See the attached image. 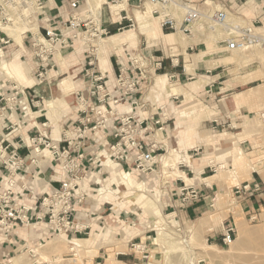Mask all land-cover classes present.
I'll list each match as a JSON object with an SVG mask.
<instances>
[{
    "label": "rangeland",
    "instance_id": "1",
    "mask_svg": "<svg viewBox=\"0 0 264 264\" xmlns=\"http://www.w3.org/2000/svg\"><path fill=\"white\" fill-rule=\"evenodd\" d=\"M48 1L43 0L44 8L41 9L31 0H8L5 2L0 0V36L4 38L3 42L0 41V109L8 107V113L6 112L5 114L6 117L16 110L17 106L14 103L20 101L22 91L39 87L40 79L35 72L37 69L36 59L30 43L31 34H36L38 30L42 31L50 19L49 13L54 14V11L51 12L52 0H50L51 3H48ZM101 1L103 2L102 7L96 9L94 6L93 8L87 6V0H82L80 13L84 18L95 20L96 25L106 26L110 32L109 35L97 39L83 29L78 37L74 39L73 47L69 50H63L61 52L62 55L55 57L56 66L54 69H48L53 78L49 77L48 80L53 92L59 89L61 93L57 97L55 94H49L48 97L45 96L47 101H56L55 103L49 101L46 107L52 110L54 105H60L65 102L63 110L69 107L68 105L70 104L71 106L77 105L76 94L78 89L76 84L81 82L82 74H73L72 71L68 73L64 68L68 64L70 57L74 56L75 53H80L78 57L80 60V57L84 58L83 53L93 46V50H95L94 56H90L95 58L96 62L100 60L102 66L108 61V56L113 59L115 66H117V59H120L127 67L129 59L131 58L132 63V59L137 57L139 60L138 65L141 68L140 71L142 70L141 73H145L143 74L145 76L142 82L143 88L136 95L138 99L142 97L139 100L138 107H144L142 110L151 112L146 114V116L156 113L159 107H165L168 117H171V111L174 110L178 121L176 124L169 121L163 126V130H159V126H157L152 133L148 131L143 136L145 140L154 139L158 147H161L155 154L157 163L154 165L153 171L148 174L137 172L140 176L131 170L129 173L123 171L125 177H133V184L131 185L122 183L119 178L113 175V179L121 187H124L123 190L125 191H120L118 204L124 203L126 206L118 205L117 207L114 199L118 196L115 191L119 190V185L115 181L111 184V180L108 179L110 174L103 170L102 179H108V181L95 185L94 187L98 190L94 193L97 194L102 188L106 189L104 194H108L107 197L113 201L112 203H106L105 207L97 211L94 217L101 216L102 213L106 217L113 214L118 219L114 223L104 219L101 221V226L103 227L98 228V225L94 227L98 228L97 231L90 233L88 230L86 234H79L76 237H61L51 233L49 228L45 226H38V228L29 227L31 231L34 230L38 231L37 233L42 232L44 234V241L38 242L34 247L32 246V255L36 258V263L264 264V206L258 212L260 215L246 216L234 200V194L230 189L226 193L218 194L217 199L211 202L214 207L211 208L207 215L202 216L200 219L196 218V220L185 222L179 219L180 215L178 216L175 213V209L169 205L173 201V193H175L177 188L176 182L179 183V177L183 176L180 171L185 169L181 165L182 155L180 154L185 150L179 147V143L190 139L191 121L193 119L195 121L198 114H205V128L208 129L206 141L208 145L218 150L217 155H220L222 151L227 152L230 144H226L225 140L231 142V139L234 138L231 133L237 131L236 127L234 129H220L219 132L218 129L212 130V125L214 126L215 123H212L211 120L217 119L223 114V110L220 112L217 106V101L220 97L217 99H214V97L212 99L206 98L205 90L199 94L200 97H197L194 94L196 92L195 84H189L192 82L191 80L182 82L181 85H174L169 80L170 83L166 90L159 91L155 89L151 82L157 75L167 73L164 68L157 69L154 72L157 63L156 57L165 56V52H168V49L161 46L162 39L160 38H163V32L161 31L160 20L152 15L154 6L145 0H127L125 7L127 12L122 11L120 18V16L115 17L111 14L110 6L123 0ZM263 1L242 0L241 3L245 4L247 2L248 6L240 14H238L237 9L230 11L224 9L228 17L227 21L231 26H238L239 28H248L254 25V32L264 38ZM64 4L68 7L66 0H63L60 10L55 11L58 14L61 13L62 16L66 11V9L62 8ZM223 7L225 6H215L213 2L208 1L205 9L198 8L202 12H209L212 15L214 10L219 11ZM116 18L120 19L116 20ZM114 25H117L115 30L112 29ZM198 28L199 24H196L193 30L194 35H196L195 31ZM153 30L157 32V38L153 40L156 44L151 42V37L149 38L148 35L149 31ZM133 33L134 37L132 38L131 34ZM121 34L123 35L118 38V40H123L121 43H116L118 40L109 39L111 36ZM209 34L211 39L217 41L227 38L226 32L219 27L211 30ZM177 35L184 40L186 39V35L180 32ZM173 37L174 39H172ZM175 37L174 33L172 35L166 34L164 40L167 45L173 46L178 42ZM20 39L23 41L22 45H20ZM171 41L173 42L172 44ZM158 42L161 45H157ZM222 46V44H217L214 46L210 45L208 49L201 47L189 49L187 53L190 56H186V60H188L186 67L191 70L195 63L196 57L191 55L203 51L213 55L220 51ZM87 55L88 53H85V56ZM203 55L204 53H201L198 56L201 57ZM78 58L76 63H78ZM224 58H226L225 64L229 67V73L226 76L228 81L224 90H230L231 98H234V101L236 100V105L229 107V111L241 121L237 125L240 126L238 131L242 130L248 136L259 140V142L255 143L256 148H259L250 149L248 152L252 153L249 155L236 150V148L232 150V154L236 156L234 161L235 175L238 177L237 180L243 182L249 180V174L252 169L257 168L264 180V120L261 118V113L264 112V43L226 52ZM149 60H151V63H149ZM200 75V79H202V76L204 77L206 74ZM65 78H68L67 84L60 85V82ZM110 86L114 88L115 77L111 79ZM213 89L214 92L219 91L218 89ZM16 93L20 94L17 97V101H13V96ZM67 101L68 104H66ZM78 105L79 107L81 106L79 102ZM9 107L12 110H9ZM224 109H227L226 105H224ZM111 121L109 120V123ZM150 133L151 137L147 139ZM15 136L14 130L9 128L0 136V143L5 138L12 140ZM222 140L223 143L221 142ZM176 143H178V150L175 149ZM7 144V142L3 143V145ZM107 155L108 158L104 156L105 162L108 160L109 165H111L109 159L112 162L114 159L111 158L110 152ZM47 157L46 160L49 159V155ZM195 158L198 157L195 156ZM216 160L219 162L221 159L217 158ZM227 168L226 160L220 166L218 164L216 167L218 175L215 178L223 179L226 171H228ZM134 169L137 170L136 167ZM87 176V180L92 179L91 176ZM85 179L80 182V187L84 185ZM232 185H235V181L232 182ZM98 198V200H101V197ZM90 203L92 204V202ZM233 213L235 221L231 218L228 219V216ZM230 222L235 228V238L230 246L224 247L221 245L220 238L224 225ZM148 236H150V239H147ZM91 237L93 239H90ZM86 238H89V241L85 246L75 252L70 250V241ZM141 239L147 245L149 260L142 259L140 254L132 250V244L140 243Z\"/></svg>",
    "mask_w": 264,
    "mask_h": 264
},
{
    "label": "crops",
    "instance_id": "2",
    "mask_svg": "<svg viewBox=\"0 0 264 264\" xmlns=\"http://www.w3.org/2000/svg\"><path fill=\"white\" fill-rule=\"evenodd\" d=\"M208 1L213 2L215 6H225L222 11H225L224 9L227 11L237 9L238 14H240L243 9L248 6L247 2L242 4V0H192L194 5L200 7L201 9L206 8ZM48 3H51L50 0ZM61 4H63V0H52L51 12L54 11V14L49 13L50 24L60 23L62 19L65 20L67 18L68 7L65 4L62 6L63 9H66L63 16L60 12V14L55 12L60 10ZM123 11L127 12L126 10ZM217 11L218 10H214L213 14ZM233 12L235 13V11ZM177 17L181 20L182 14L178 13ZM58 19L61 20L58 21ZM119 19L116 18V20ZM198 24L199 28L195 31L196 35H194V33H192V35L186 34L185 40L177 35L178 32H172L171 30L161 26V31L163 32V38H160L162 39V45L160 42H158L157 45H161L163 48L168 49V52H165V56L163 57L157 56L156 62H161L162 68L167 71L166 75L168 77H173L170 80L174 85H181L182 82L191 80L192 82L189 84H195L196 92L194 94L197 97H200L199 94L203 90L206 92V98L212 99L214 97V99H217L220 97L217 101V106L220 112L223 110V114L217 119L211 120V122L215 123L216 121H220L219 123L230 124V129H234L236 127L237 131L231 133L232 136L234 135L231 142L225 140L226 144H230L228 145L229 148L227 152L222 151L220 155H217L218 150H215L211 145H208L206 141L208 129L205 128V114H198L196 120L194 121L193 119L191 121L190 139L179 143V147H182V149L185 150L180 153L182 155L181 165L185 169L180 171L183 176L179 177V183L176 182L177 188L175 193H173V201L170 202L169 205L175 209V213H177L178 216L180 215L179 219L185 222H188L189 220H196V218L200 219L202 216L207 215V213L211 211V202L217 199L219 193H226L231 189L234 194V200L241 208L243 214L246 216H253V214H256V216H258L260 215L258 212L264 206V180L261 174L258 172L257 168H254L249 174V180L240 182L237 180L238 177L235 175L236 172L234 171V161L236 156L232 154V150L236 148V150L249 155L252 153L248 152L250 149L255 150L259 148H256L257 146L255 144L256 142H259V140L248 136V134L244 133L242 130L238 131L240 126L237 125L240 124L241 121L240 119L235 118L234 114L229 111V107L236 105V100L234 101V98H231L232 96L229 93L230 90H224L225 84L228 81L226 76L227 73H229V67L224 62L226 59L224 56L226 52L230 51L225 45L221 47L222 49H220V51L214 53L213 55H209L207 51H203L201 53H204V55L201 57L198 56L201 53L191 55L196 57L191 70H188L185 66L187 61L186 56L188 57L189 55L187 53L189 49H198L199 47L208 49L210 45L214 46L221 44L224 40L217 41L211 39L209 36V32L211 30L209 29L208 21L204 20ZM115 28H117V25L112 27L114 30ZM172 33L176 35V39L178 40V42L173 46L167 45V42L164 40V36L166 34ZM79 55L80 53H75L74 56L70 57L69 62L64 69H66L65 71H68V73L72 71L73 74H82L81 76L83 78L80 83L76 84V86L78 89L77 91L84 93L88 98V109L86 112L81 111L77 102L78 99H76L77 105L75 106H71L70 104L68 105L69 107L62 110L65 103L63 102L60 105H54L53 109L49 110L46 105L49 101L52 102V100L47 101L45 96L48 97L49 94H55L57 97L60 96L61 91L56 89L53 92V89L50 87V81L47 80L46 83H42L43 86L41 87L40 85L42 84L39 83V87L37 89L29 88L28 91H22L16 110L8 117L5 116L0 121V136L3 135L4 131L9 128L14 130V133H16V136L12 140L5 138L3 140L4 143L7 142V146H9L10 149H17L18 153L22 157H27L31 152L28 143L29 139L32 136H37L39 134L62 146H69L68 141H71L74 147H72V151L75 154H77V152L85 154L84 164L86 174L89 175V177L91 176L92 179H85L86 181L84 185L79 188V191L81 193H85L87 198L84 202L76 204L74 213L76 223L80 226V228H83V230H80L79 233L76 234L69 233L66 237H76L79 234H86L88 230L90 233L95 232L98 228L103 227L101 226V221L104 219H107V221H111L112 223L118 220L113 214L106 217L104 216V213H102L101 216L94 217L97 211H100L103 207H105L106 203H112L113 201L107 197L108 194H104L106 189L102 188L97 194H95L94 192L98 189L94 186L101 184V182L105 183L108 179L111 180V184L114 183V181L118 184V182L113 179L114 176L110 168L105 166L104 152L109 154L110 147L118 141V138H116L114 134L120 124L119 118L122 114L130 112L135 116V118L145 119L147 117L146 114L151 113L149 110H142L144 107H136L124 98H121L120 105L113 106L114 109L116 108V112L111 118L112 121L110 122L111 124L109 127L107 129H94L96 123L102 120L103 117L96 113V110H98L99 107L97 100L89 95L90 77L86 75L85 72L88 68H90L88 65L90 56H85V53H83L84 58L80 57L79 60ZM77 58L78 63H76ZM116 63L117 66L113 63V59L108 56V61L104 67L100 62H98V60L94 66V71L96 73H104L103 71H106L105 74L107 75V84L111 95L113 96H115L114 88H111L110 82L113 77L116 79L117 71L119 69L118 61ZM127 65L130 74L136 78H142L143 82L145 76L139 69H136L131 64V58L129 59ZM204 73L206 75H204V77L202 76V79H200V74ZM50 77L53 78L52 75H50ZM142 88L143 85L141 90ZM213 88H215V90L218 89L219 91L214 92ZM55 102L56 101L52 103ZM66 104H68V101ZM224 105H226L227 109H224ZM110 106H112V104L111 102H108L106 109ZM171 114L170 121H172L173 124H176L178 121V118L176 117L177 114L174 110L171 111ZM182 119H184V117H182ZM83 125H87L88 131L83 137H79L76 131L77 128ZM215 125H212V130H214ZM219 131L220 129H218V132ZM221 142L223 143V140ZM76 145H79L80 147L78 148ZM176 145L175 149L178 150V143H176ZM134 156L135 151L130 150L124 152L120 160H113L112 162V160L109 159V161L111 165H117V168L121 171L129 173L131 170L132 172L135 171L137 173L138 171L134 169ZM195 156L198 158H195ZM215 156L216 159L220 158L221 160L217 162ZM223 158L226 160L228 165V171H226L223 179H216L215 177L218 175L216 167L218 164L219 166L220 164H223ZM103 170H106V173L110 174V178L102 179ZM137 175L140 176L139 173H137ZM15 178L17 181L15 204L31 205V203H33L32 197L31 194H29V189L26 188L35 187V193L39 196L52 194L61 186L62 182L67 180L68 174L60 163H57L52 159L46 160L42 157L36 165L30 163L26 164V166H24V168L17 173ZM233 181H235V185H232ZM246 182L259 184L260 190L243 192L239 195L235 194L236 187L241 184H245ZM185 187H194L200 193L201 199L197 202L189 201L187 203H183L181 190ZM123 189L124 187L119 185V190L115 191V193H118V196L114 199L117 207L118 205L126 206L124 203L118 204L120 191L125 192ZM98 197H101V200H98ZM97 201H99V203H97ZM90 202H92V204ZM229 218L235 221L234 213L229 215L228 219ZM96 225H98V228H94ZM37 232L34 230L31 231L29 227L21 224H17L14 231L10 234L0 230V264H37L36 258L32 255V246L34 247L38 244V242L44 241V234L42 232ZM90 239H93V237ZM147 239H150V236H148Z\"/></svg>",
    "mask_w": 264,
    "mask_h": 264
},
{
    "label": "built area",
    "instance_id": "3",
    "mask_svg": "<svg viewBox=\"0 0 264 264\" xmlns=\"http://www.w3.org/2000/svg\"><path fill=\"white\" fill-rule=\"evenodd\" d=\"M8 1V0H3ZM41 9L44 8L43 0H31ZM82 0H66L68 3V13L65 20L62 19L60 23L50 24L49 21L43 30H38L36 34H31V47L33 55L36 59L37 69L36 74L40 79V83L47 81L50 77L49 68L54 69L55 57L61 54L63 50H69L74 45V39L78 37L80 32L85 29L86 33L94 38L101 39L109 35V30L106 26L96 25L92 18H84L80 13ZM154 6L152 12L160 20L161 26L167 28L172 32H181L183 34L192 35L196 24L206 20L210 30H215L219 27L227 34L221 44L225 45L229 51L245 49L247 47L262 44V36L254 32L255 26L248 28H239L238 26H231L227 21L228 17L225 11L219 10L215 14L202 12L191 0H145ZM182 14L181 20L178 19L177 14ZM0 41H4L1 38ZM92 48H88L85 53L88 56H94ZM62 55V54H61ZM90 56L88 63L89 67L85 74L90 77L89 95L97 100L99 104L96 113L102 116L94 126V129H107L110 125L109 120L115 115L116 110L113 106L120 104L121 98L129 101L132 105L137 106L139 99L136 97L141 91L142 78L132 76L125 64L117 59L119 63L118 74L115 79L114 94L111 95L109 86L106 80V74L102 72L96 73L94 71L95 58ZM137 57L132 59V65L136 69H141L138 65ZM151 63V60H149ZM162 68V63H156L157 69ZM142 71V70H141ZM145 74V73H143ZM148 74V73H147ZM173 77H169L171 79ZM116 89V91H115ZM20 93L13 96V101H17ZM77 99L80 103L82 112L88 109V98L82 92H77ZM108 102L112 106L106 109ZM19 102L14 104L17 106ZM8 107L0 109V120L5 117ZM106 109V110H104ZM9 110L12 108L9 107ZM261 118L264 120V112L261 113ZM170 121L165 107H159L156 113L143 118H135L132 113L122 114L119 118V126L116 129L115 137L118 141L110 147L111 158L120 160L124 152L133 150L135 156L133 158L134 166L137 171L142 174H148L153 171L154 165L157 163L156 152L160 149L157 142L152 140H145L143 136L148 131L151 133L159 126V130L164 129V125ZM214 130L230 128V124L215 122ZM87 125L77 128V135L83 137L88 131ZM150 135L147 137L149 139ZM69 146H62L51 139L39 134L31 137L28 141L31 150L27 157H22L17 149H10L9 146L3 145L4 141L0 143V230L10 234L14 231L17 224L23 226H44L49 228V231L59 236H66L69 233H79L80 226L76 223L74 218L75 206L86 200L87 195L79 191L80 182L87 177L85 168V154L72 151V142ZM76 147H80L76 145ZM74 148V147H73ZM60 163L66 170L68 178L61 183V186L52 194H45L39 196L35 193V187L29 189L32 201L31 205L15 204L17 181L15 176L26 166V164H38L40 158H48ZM259 184H252L247 182L243 185L237 186L236 194L243 192L258 191ZM183 203L197 202L201 199L200 193L194 187H185L182 190ZM214 205H212V208ZM224 225V224H223ZM235 228L232 223L224 225L221 234V245L230 246L234 242ZM132 250L140 254L142 259L149 260V253L147 251L146 243H133ZM123 263L122 261H119ZM96 264H105V262H98ZM124 264V263H123Z\"/></svg>",
    "mask_w": 264,
    "mask_h": 264
},
{
    "label": "bare ground",
    "instance_id": "4",
    "mask_svg": "<svg viewBox=\"0 0 264 264\" xmlns=\"http://www.w3.org/2000/svg\"><path fill=\"white\" fill-rule=\"evenodd\" d=\"M126 1L127 0H123V1H121V2H119L118 4H113V5H111L110 6V9H111V14L113 15V16H115V17H117V16H120L121 15V12L123 11V10H125V7H126ZM102 4H103V2L101 1V0H87V6H90L91 8H93V6L96 8V9H98V8H100V7H102ZM0 26H1V24H0ZM5 29V28H4ZM7 29V28H6ZM123 34H121V35H115V36H111V38H109V39H112V40H118V38H120L121 36H122ZM148 35H149V38H150V40H152L151 42L153 43V44H156V43H154L153 42V40H156V38H157V32L156 31H149V33H148ZM172 35V34H171ZM170 36V35H169ZM174 36V35H173ZM24 37V36H23ZM23 37H22V39H23ZM131 37L133 38L134 37V33L133 34H131ZM171 37V36H170ZM176 38V37H175ZM22 39H20V45H22L23 44V41H22ZM167 39H168V37H167ZM172 39H174V37L172 38ZM169 40V39H168ZM167 40V41H168ZM170 41V40H169ZM121 42H123V40H118L116 43H121ZM174 42H175V40H174ZM169 43V42H168ZM173 42L171 41V44H172ZM176 43V42H175ZM262 43H264V38L262 37ZM170 44V43H169ZM23 47V46H22ZM59 55H61V54H58V56ZM99 62H100V60H99ZM188 62V60L186 61V63ZM101 63V62H100ZM102 65V64H101ZM105 66V65H104ZM103 66V67H104ZM186 66V65H185ZM7 67V66H6ZM188 70L190 69V68H187ZM104 73H106V71H103ZM151 76V75H150ZM200 78V77H199ZM169 77L166 75V74H164V75H157L156 76V78L151 82L152 83V86L155 88V89H158L159 91H162V90H166L167 88H168V85H169ZM67 82H68V79H64V80H62L61 82H60V85H65V84H67ZM196 83H198L197 81H195ZM194 82V83H195ZM69 85V84H68ZM197 85V84H196ZM179 89V88H178ZM148 90V89H147ZM171 90V89H170ZM173 90H177V89H173ZM171 92V91H170ZM177 94H180V93H177ZM189 94V93H188ZM187 94V95H188ZM160 95V94H159ZM144 96H145V94H144ZM144 102V101H143ZM130 113V112H129ZM158 136V135H157ZM157 136H155V137H157ZM154 137V138H155ZM156 139V138H155ZM157 140V139H156ZM104 156H105V158H108L106 155H107V153L106 152H104ZM104 158V159H105ZM160 159V158H159ZM106 164H105V166H107V167H110L111 168V171H112V174L115 176V177H117V178H119L120 180H121V182L122 183H124V184H128V185H131V184H133V181H132V179H133V177L132 176H128V177H125V175L123 174V171H121V170H119L118 168H117V166H111V165H109V162H108V160L105 162ZM164 164H166V163H164ZM135 172V171H134ZM88 177V176H87ZM87 177H86V180H87ZM118 180V179H117ZM122 185V184H121ZM45 227H46V225H44ZM35 228H38V226L36 227V226H34ZM252 234V233H251ZM95 235V234H94ZM63 237H65V236H63ZM89 241V239H75V240H73V241H70V246H71V251L73 252H75V251H77V250H79L80 248H82L83 246H85L86 245V243ZM214 255H215V253H214ZM218 256V255H217Z\"/></svg>",
    "mask_w": 264,
    "mask_h": 264
}]
</instances>
